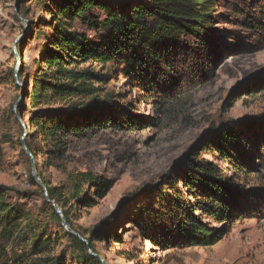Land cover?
I'll use <instances>...</instances> for the list:
<instances>
[{
    "label": "trees",
    "instance_id": "16d2710c",
    "mask_svg": "<svg viewBox=\"0 0 264 264\" xmlns=\"http://www.w3.org/2000/svg\"><path fill=\"white\" fill-rule=\"evenodd\" d=\"M224 2L226 0H18L19 14L31 26L27 38L38 26L21 12V7L30 3L42 6L48 14L49 20L40 18L39 21L46 24L50 32L44 35L31 73H26L22 57L24 42L17 46L21 69L16 78L12 76L14 82L18 79L22 83L21 88L15 83V88L23 93V98L16 114L26 126L24 142L49 199L62 210L70 228L85 241L62 228L59 216L46 202L29 167L27 182L41 198L37 209L28 207L32 196L29 192L0 185V264H102L97 257L101 255L96 243H120L112 216L88 234L75 228L71 220V211L96 206L112 188V181L86 171L71 173L57 186H50L39 169L35 142L39 140L50 146L45 153L48 165L52 157L63 159L70 137L80 138L91 131L125 129L138 124L128 114L118 118L113 93L104 87L111 80L110 73L103 74L97 69L115 65L126 79H135L144 89L149 86L153 92L159 82L174 85L178 80L175 57L180 50L190 44L210 55L212 45L220 41L215 23L216 8ZM239 2L240 5L231 6L234 22L246 32L264 38V0ZM244 120L245 131L228 126L220 138L210 142L211 151L221 160L237 162L244 158L241 150L246 144L254 142L256 146L260 142L264 122L257 131L248 125L250 120ZM14 122L23 133L15 115ZM18 142L20 145V139ZM8 143L7 137L0 139V157L2 145ZM185 165L181 177L170 179L169 172L155 190L146 187L139 190L149 196L155 193V199L138 219L129 222L138 227L145 240L163 251L215 246L223 239L226 227L244 216L245 204L252 198L214 162L196 161L194 157ZM235 168L240 174L246 173L241 163ZM177 182L182 184L185 193L179 191ZM90 190L93 197L89 195ZM51 223L57 227L56 231L51 230ZM110 226L113 232L104 233Z\"/></svg>",
    "mask_w": 264,
    "mask_h": 264
},
{
    "label": "rangeland",
    "instance_id": "374dc122",
    "mask_svg": "<svg viewBox=\"0 0 264 264\" xmlns=\"http://www.w3.org/2000/svg\"><path fill=\"white\" fill-rule=\"evenodd\" d=\"M15 1L0 0V139L9 140L2 145L0 185L29 192L32 196L28 207L37 209L41 205L40 194L27 182L30 158L21 152L18 140L24 132L14 122L12 112L21 95L15 83L20 88L22 83L18 79L14 82L12 75L16 67L14 52L22 42L26 73H31L44 35L50 32L39 19L50 18L35 3L21 7V12L38 24L28 39L31 26L16 16ZM233 4L240 2L226 0L216 8L220 41L212 45L210 55L190 44L179 51L174 64L178 80L174 85L159 82L153 92L135 79H126L115 65L97 69L103 74L110 73L111 80L104 87L113 93L118 118L128 114L138 124L70 137L63 159L52 157L48 165L45 153L50 146L35 142L39 169L50 186H57L71 173L86 171L112 181V188L96 206L71 211L75 228L87 234L103 220L114 217L120 243H96L107 264H264V132H260L256 146L254 142L246 144L241 150L244 158L237 162L221 160L209 145L221 137L225 127L245 131L244 119L250 120L248 125L257 131L264 122V38L237 26L231 14ZM86 33L92 36L91 32ZM20 69L21 61L17 73ZM194 157L196 161L214 162L252 198L245 204L244 216L226 227L223 239L215 246L163 251L145 240L138 227L129 224L155 199V193L149 196L139 190L144 187L155 190L169 172L170 179L181 177L185 164ZM240 163L245 174L235 168ZM177 186L185 193L180 182ZM89 195L93 197V190ZM51 230H57L52 223ZM107 231L112 233L113 227L104 233Z\"/></svg>",
    "mask_w": 264,
    "mask_h": 264
},
{
    "label": "water",
    "instance_id": "95a60500",
    "mask_svg": "<svg viewBox=\"0 0 264 264\" xmlns=\"http://www.w3.org/2000/svg\"><path fill=\"white\" fill-rule=\"evenodd\" d=\"M18 7H19L18 0H16V1H15V14H16V16L18 17V19H20V21L24 22V23L28 26V25H29V22H28L27 20L23 19V18L20 16V14H19V10H18ZM23 36H24V34L21 35V36H19V37L15 40L14 45H15V44H16V43H17V42H18ZM14 55H15V58H16V67H15V70H14V77L16 78L17 70H18V65H19V61H20V57H19V55H18V53H17L16 51L14 52ZM21 87H23V86H21ZM22 98H23V93H21L20 97L16 100V102H15V104H14V106H13V113H14V115H15L16 120H17L18 123L21 125V127L23 128V131H24V135H23V137L20 139V142H21V146H22V150H23V152H24V153L30 158V171H31V176H32L33 180L35 181V183H36L39 187L42 188V191H43V194H44V197H45L46 202H48V203L54 208L56 214L59 216V218H60V220H61V226H62V228H63L66 232H68L69 234L74 235V236H76V237H79L80 240L85 241L83 238H81V237L79 236V234H78L76 231L72 230V229L70 228V226L67 224L66 219H65V217H64V215H63L62 210H61V209H60V208H59V207H58L53 201H51V200L49 199V196H48V193H47L46 187H45V185L43 184V182L41 181L40 177L37 175L36 167H35V163H34V160H33V156H32V154L30 153L29 149L27 148V146H26V144H25V142H24V137H25L26 134H27L26 126H25V124L22 122L21 118L16 114V108H17V106H18V104H19V102H20V100H21ZM89 252H90V251H89ZM94 256H97V255L94 254ZM97 257L100 259V261H101L102 264H107L106 260L103 259L101 256H97Z\"/></svg>",
    "mask_w": 264,
    "mask_h": 264
}]
</instances>
